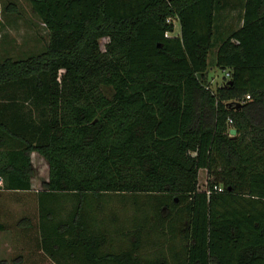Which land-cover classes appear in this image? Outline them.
Listing matches in <instances>:
<instances>
[{"label":"trees","instance_id":"trees-1","mask_svg":"<svg viewBox=\"0 0 264 264\" xmlns=\"http://www.w3.org/2000/svg\"><path fill=\"white\" fill-rule=\"evenodd\" d=\"M26 1L48 41L0 61V187L29 191L31 153L46 160L37 245L79 264H264V0L215 40L230 77L214 90L222 0ZM60 196L74 201L53 221ZM124 202L130 231L112 209ZM147 227L169 256L136 253ZM112 235L134 240L116 250Z\"/></svg>","mask_w":264,"mask_h":264},{"label":"rangeland","instance_id":"rangeland-1","mask_svg":"<svg viewBox=\"0 0 264 264\" xmlns=\"http://www.w3.org/2000/svg\"><path fill=\"white\" fill-rule=\"evenodd\" d=\"M8 1L16 3L19 12L9 13L4 11L2 13L0 20V61L5 57L22 59L44 50L48 41V31L31 5L26 0H1L2 7ZM222 1L225 2V6L217 12V30L213 38L214 45L208 54L209 67L206 82L207 86L213 90L221 84L225 77V71L220 70L214 64L216 55L215 40L223 39L229 34V31L241 24V9L244 2V0ZM219 24L220 26H218ZM179 30L178 22L174 21L172 34H179ZM31 162L33 173L29 191H10L3 190L0 187V223L5 224V228L0 230V261L5 260L6 264H79L80 256L70 258L67 253L52 256L45 252L40 245H37L36 238L40 236L42 231L38 192L43 189V183L48 179L49 168L46 160L37 152L31 153ZM198 180L199 187L201 189L205 188V170H200ZM73 201L71 196H60L57 203L59 214L53 221L66 218ZM112 209L118 216V222L125 225L124 231H130L132 228L130 219L134 214L131 203H118L113 205ZM99 216H103V214L99 213ZM23 217L30 219L31 228L24 229L17 224V221ZM127 219L128 223L126 222ZM112 238L115 239L111 245L116 250L129 247L130 241L134 240L133 235H112ZM164 241L162 236L155 234L147 227L142 234V245L136 253L147 259H154L158 253L169 256L167 244H164ZM155 242L162 245L160 252L155 249ZM181 243V240L176 243L177 248Z\"/></svg>","mask_w":264,"mask_h":264},{"label":"built area","instance_id":"built-area-1","mask_svg":"<svg viewBox=\"0 0 264 264\" xmlns=\"http://www.w3.org/2000/svg\"><path fill=\"white\" fill-rule=\"evenodd\" d=\"M225 72H224V75H225V79H228L229 77H230V73H229V71H227V70H224ZM246 99H249V95H247L246 97H245ZM245 101V99H243L242 101H241V103L242 102H244ZM232 121H231V119H229L228 120V123H231Z\"/></svg>","mask_w":264,"mask_h":264},{"label":"water","instance_id":"water-1","mask_svg":"<svg viewBox=\"0 0 264 264\" xmlns=\"http://www.w3.org/2000/svg\"><path fill=\"white\" fill-rule=\"evenodd\" d=\"M230 133H231V134H234V133H235V129H231V130H230Z\"/></svg>","mask_w":264,"mask_h":264},{"label":"crops","instance_id":"crops-1","mask_svg":"<svg viewBox=\"0 0 264 264\" xmlns=\"http://www.w3.org/2000/svg\"><path fill=\"white\" fill-rule=\"evenodd\" d=\"M221 70V69H220ZM200 170H203V169H200ZM200 170H199V173H200Z\"/></svg>","mask_w":264,"mask_h":264}]
</instances>
